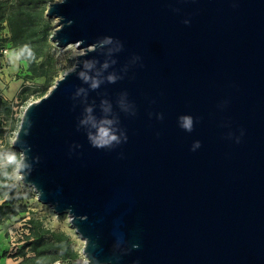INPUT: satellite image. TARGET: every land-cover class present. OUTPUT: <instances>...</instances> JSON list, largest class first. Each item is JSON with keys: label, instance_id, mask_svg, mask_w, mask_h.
Here are the masks:
<instances>
[{"label": "water", "instance_id": "obj_1", "mask_svg": "<svg viewBox=\"0 0 264 264\" xmlns=\"http://www.w3.org/2000/svg\"><path fill=\"white\" fill-rule=\"evenodd\" d=\"M46 15L81 52L13 146L86 264H264V0H55Z\"/></svg>", "mask_w": 264, "mask_h": 264}, {"label": "trees", "instance_id": "obj_2", "mask_svg": "<svg viewBox=\"0 0 264 264\" xmlns=\"http://www.w3.org/2000/svg\"><path fill=\"white\" fill-rule=\"evenodd\" d=\"M51 0H0V50L11 48L12 45L20 50L27 46L32 58L21 59L29 61L27 70L32 78L45 77L46 85L38 93L45 95L49 86L57 77L56 58L50 52L51 21L45 16L47 5ZM8 29L5 35V31ZM13 103L0 95V115L7 117L14 114ZM1 117V116H0ZM21 117L17 129L19 128ZM7 180L0 176V198H5L0 204V224L19 213ZM28 233L24 235V243L13 255L22 259L16 264H49L57 260L67 264H85L78 252L74 250L71 238L60 230L44 226L39 218L28 220Z\"/></svg>", "mask_w": 264, "mask_h": 264}, {"label": "rangeland", "instance_id": "obj_3", "mask_svg": "<svg viewBox=\"0 0 264 264\" xmlns=\"http://www.w3.org/2000/svg\"><path fill=\"white\" fill-rule=\"evenodd\" d=\"M55 1V0H51ZM48 7V5H47ZM45 16L51 21V34L57 27V19ZM8 29L5 31L7 35ZM50 34V36H51ZM51 42L50 52L56 58L57 77L50 87L60 78L66 71L73 68L77 55L81 50L75 44L67 46H59L56 41ZM7 58L4 56L0 62V95L8 98L13 103L14 114L9 117L1 114L0 116V149L14 150L20 154V151L13 146V140L17 132L19 118L28 103L39 99L38 93L46 85L45 77L30 76L27 70L29 61L27 59H19L11 61L9 57L13 53L20 51L19 48L12 45ZM21 175V174H20ZM6 186L9 188V194H12L15 203L20 210L18 215L3 221L0 224V262L2 264H11L13 261L19 262L22 257L15 258L13 255L16 250L24 243V235L28 233V220L31 217L39 218L44 226L53 230L65 232L71 238L72 247L78 252L83 263L86 264V256L83 253L85 241L76 232L74 226L70 222L69 215L66 213L59 214L53 210L49 204H45L38 199L37 192L32 186L24 184L22 179L7 180ZM5 198H0V204ZM15 264V263H12ZM49 264H67L66 261L57 260Z\"/></svg>", "mask_w": 264, "mask_h": 264}, {"label": "clouds", "instance_id": "obj_4", "mask_svg": "<svg viewBox=\"0 0 264 264\" xmlns=\"http://www.w3.org/2000/svg\"><path fill=\"white\" fill-rule=\"evenodd\" d=\"M25 53H27L26 58H32V53L27 49V46H25V48L21 49L19 52L13 53L9 59L14 62L19 60L21 57H24ZM185 127L190 129V121L185 123ZM99 135L101 139H116L114 135L109 137L108 128L103 126L99 129ZM25 168L26 164L23 151H21L18 155V153L14 150L0 149V176L4 177L6 180L22 179L23 177L20 173Z\"/></svg>", "mask_w": 264, "mask_h": 264}, {"label": "built area", "instance_id": "obj_5", "mask_svg": "<svg viewBox=\"0 0 264 264\" xmlns=\"http://www.w3.org/2000/svg\"><path fill=\"white\" fill-rule=\"evenodd\" d=\"M7 35H9V34H7ZM9 53H10V49L9 48H3V50H2V54L4 55V56H7V55H9Z\"/></svg>", "mask_w": 264, "mask_h": 264}, {"label": "crops", "instance_id": "obj_6", "mask_svg": "<svg viewBox=\"0 0 264 264\" xmlns=\"http://www.w3.org/2000/svg\"><path fill=\"white\" fill-rule=\"evenodd\" d=\"M5 57L7 58V56H5ZM2 59H5L4 56H0V62H1ZM10 258L12 259V261H11L10 263H11V264H12V263H15V264H16V262L13 261V257H10ZM15 258H16V257H15ZM8 263H9V262L7 261L6 264H8ZM0 264H2V263L0 262Z\"/></svg>", "mask_w": 264, "mask_h": 264}]
</instances>
